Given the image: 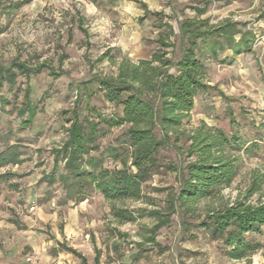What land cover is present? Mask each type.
<instances>
[{
    "label": "rangeland",
    "instance_id": "1",
    "mask_svg": "<svg viewBox=\"0 0 264 264\" xmlns=\"http://www.w3.org/2000/svg\"><path fill=\"white\" fill-rule=\"evenodd\" d=\"M20 1L0 0V65L12 60L44 63L51 71L44 68L28 78L18 76L12 89L7 85L0 89V150L14 144L21 160L0 167L1 173L15 174L0 183V264L57 260L81 264L77 254L86 264H264V227L262 234L249 236L259 243L255 252L237 260L196 227L205 206L216 204L215 199L196 202L191 212L172 215L166 226L151 233L154 219L145 214L163 209L165 196L175 185L172 174L153 176L142 186L139 200L112 203L91 192L82 201L63 204L56 184L39 181L52 166L51 148L64 138L72 107L120 113L93 79L115 74L122 58L132 62L148 58L168 27L178 36L180 21L195 17L209 23L224 18L241 22L254 39L252 51L235 56L230 64L207 62L211 87L194 98L183 127L203 121L226 132L237 129L242 138L256 142L241 154L238 174L222 190L224 198L243 193L253 175L264 178V132L251 125L253 119L264 121V0H29L18 6ZM170 40L177 57L179 39ZM27 89L36 113L24 126L21 122L28 115L19 116L18 110ZM230 116L235 120L232 125ZM111 130L102 142L119 128ZM160 158L177 160L173 150H162ZM257 195L249 200L255 201ZM112 205L132 211L136 219L120 222L112 215ZM149 236L154 242L147 240ZM60 243L75 253L62 250ZM136 243L141 244L139 249Z\"/></svg>",
    "mask_w": 264,
    "mask_h": 264
},
{
    "label": "trees",
    "instance_id": "2",
    "mask_svg": "<svg viewBox=\"0 0 264 264\" xmlns=\"http://www.w3.org/2000/svg\"><path fill=\"white\" fill-rule=\"evenodd\" d=\"M203 12L198 10V14ZM241 26V22L228 18L217 23H209L207 18H184L179 23L178 36L168 27L157 38L158 46L148 58L136 62L122 58L115 74L94 78L104 99L118 107L120 113L105 115L93 106L80 112L72 107L65 119L64 138L51 148L52 166L39 181L56 184L63 204L82 201L91 192L112 203L139 200L143 197L142 186L153 176L172 174L175 185L167 192L163 209H151L145 214L154 219L150 232L155 234L180 211L191 212L196 202L215 199L216 204L205 206L196 227L219 241L231 259L249 257L259 246L249 236L263 233L264 178L253 175L245 191L232 199L224 198L222 190L230 187L238 174L241 154L256 147V142L242 138L237 129L226 132L203 121L190 129L183 127L194 98L211 87L206 79L207 62L230 64L235 56L252 51L254 33ZM172 36L180 42L177 57L173 56ZM44 68H48L44 63L29 65L17 60L0 65V89L3 85L12 89L18 76L28 78ZM25 99L18 115L27 113L21 122L27 126L36 106L28 98V89ZM233 123L230 116V124ZM251 125L264 132V121L257 123L253 119ZM113 128L119 131L102 142ZM162 150H173L177 160L161 159ZM19 157L14 144L6 145L0 150V167L18 164ZM14 175L0 172V183ZM254 194H258L255 201H250ZM111 212L120 222L136 219L125 208L112 205ZM147 240L154 242L153 236ZM59 245L62 250L75 253L74 249ZM136 245L139 249L141 244ZM77 256L81 264H86L82 256Z\"/></svg>",
    "mask_w": 264,
    "mask_h": 264
},
{
    "label": "crops",
    "instance_id": "3",
    "mask_svg": "<svg viewBox=\"0 0 264 264\" xmlns=\"http://www.w3.org/2000/svg\"><path fill=\"white\" fill-rule=\"evenodd\" d=\"M53 262V261H52ZM34 264H41V262H38V263H34ZM53 264H62V261H55Z\"/></svg>",
    "mask_w": 264,
    "mask_h": 264
},
{
    "label": "built area",
    "instance_id": "4",
    "mask_svg": "<svg viewBox=\"0 0 264 264\" xmlns=\"http://www.w3.org/2000/svg\"><path fill=\"white\" fill-rule=\"evenodd\" d=\"M32 209H33V208H31V210H32ZM26 259H27V261H29V262H32V263L34 262V261L31 259V257H27Z\"/></svg>",
    "mask_w": 264,
    "mask_h": 264
}]
</instances>
